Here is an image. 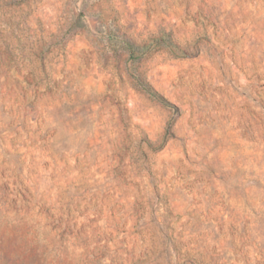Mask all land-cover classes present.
<instances>
[{
	"label": "rangeland",
	"instance_id": "1",
	"mask_svg": "<svg viewBox=\"0 0 264 264\" xmlns=\"http://www.w3.org/2000/svg\"><path fill=\"white\" fill-rule=\"evenodd\" d=\"M0 264H264V0H0Z\"/></svg>",
	"mask_w": 264,
	"mask_h": 264
},
{
	"label": "trees",
	"instance_id": "2",
	"mask_svg": "<svg viewBox=\"0 0 264 264\" xmlns=\"http://www.w3.org/2000/svg\"><path fill=\"white\" fill-rule=\"evenodd\" d=\"M133 47H134V46H133ZM129 48H130V50H133V49H132V46H131V47H129Z\"/></svg>",
	"mask_w": 264,
	"mask_h": 264
}]
</instances>
